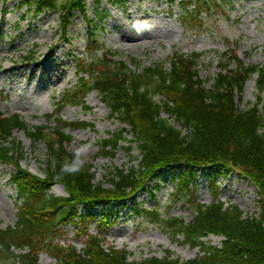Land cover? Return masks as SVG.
I'll list each match as a JSON object with an SVG mask.
<instances>
[{"label":"trees","instance_id":"1","mask_svg":"<svg viewBox=\"0 0 264 264\" xmlns=\"http://www.w3.org/2000/svg\"><path fill=\"white\" fill-rule=\"evenodd\" d=\"M228 2L181 0L182 20L195 21L203 10ZM24 6L35 14L58 13L64 37L77 14L89 17L87 0H22L21 7ZM90 42L95 45V38ZM116 57L111 54L110 59L99 60L100 70L92 67L95 58L90 62L78 60V86L59 98L55 113L47 116L49 123L56 122L55 129L30 128L19 115L0 113V163L15 171L11 180L20 204L16 225L0 228V264H40L42 251L50 253L58 264H264V212L259 218L247 216L237 206H226L220 201L212 205L194 201L195 216L189 222L164 218L159 208L142 211L151 224L165 227L175 238L183 237L186 245L201 249L203 256L185 262L172 253L163 259L133 262L128 251L106 249L99 237L89 238L82 252L74 246L48 243L62 223L92 218L81 216L82 206L93 209L99 203L133 201L161 171L173 168H186L180 176L181 192L189 191V180L200 171L237 170L258 189L264 203V65H247L231 51L213 85L207 88L198 72L200 54L175 53L168 63L136 69L112 60ZM254 76L257 101L252 107L241 109L238 101L243 100L246 84ZM94 91L122 126L119 133L110 134L101 142L100 153L113 159L122 145L133 143L138 150L131 168L110 172V189L97 185L94 166L68 149L73 139L66 129L92 125L62 118L68 106L88 110L86 98ZM164 113L170 118H163ZM173 119L189 133L184 136L171 122ZM17 130H24L35 145H46L48 158L43 177L22 168L24 149L13 139ZM55 185H63L68 197L50 195ZM110 219L107 215L102 221L109 224ZM211 235L224 238L222 247L204 241Z\"/></svg>","mask_w":264,"mask_h":264},{"label":"rangeland","instance_id":"2","mask_svg":"<svg viewBox=\"0 0 264 264\" xmlns=\"http://www.w3.org/2000/svg\"><path fill=\"white\" fill-rule=\"evenodd\" d=\"M180 2L87 0L89 17L77 14L69 28L67 42L61 43L58 13L35 14L29 7H21L22 0L8 3L0 0V113L19 115L30 128L55 129L56 122L49 123L47 116L55 113L57 99L78 85L75 58H86L89 62L95 58L92 67L100 70L99 60H107L113 53L119 56L115 60L136 69L168 63L175 53L200 54L198 72L207 88L213 85L225 56L230 57L231 51L247 65H264V0H230L203 10L192 22L182 20ZM93 37L95 45L90 42ZM33 58L35 60L31 61ZM256 80L255 76L248 81L243 100L238 101L241 109L256 103ZM262 97L264 100V93ZM156 98L162 101L161 97ZM86 105L90 111L69 106L62 112V118L69 122H87L93 127L67 129L73 139L68 149L93 164L95 183L110 189L113 187L110 172L115 168H131L138 150L135 145L131 150L123 145L115 158L101 156L100 143L122 127L111 118L110 110L98 93L90 94ZM163 118L170 116L164 113ZM171 122L184 136L189 133L181 122L174 119ZM13 139L24 149L22 168L43 177L48 158L46 145H35L24 130L15 131ZM185 170L162 171L145 193H140L133 204L125 207L99 204L92 211L81 207V216L92 218L62 223L58 233L48 238V243L74 246L82 252L89 238L99 237L106 249L128 251L133 262L153 257L163 259L168 253L185 262L203 256L201 249L191 248L183 237L175 238L165 227L146 221L141 214L143 210L158 207L164 218L189 222L195 216L194 201L204 205L220 201L227 206H237L247 216L259 218L263 214L264 203L259 191L238 171H200L189 180L188 193L180 191V176ZM14 173L10 166L0 164V228L3 230L14 227L19 215L17 191L11 181ZM49 194L68 195L62 185L54 186ZM107 214L111 218L109 224L102 221ZM223 240L220 236L204 239L210 246L219 248ZM40 264L58 262L42 251Z\"/></svg>","mask_w":264,"mask_h":264},{"label":"bare ground","instance_id":"3","mask_svg":"<svg viewBox=\"0 0 264 264\" xmlns=\"http://www.w3.org/2000/svg\"><path fill=\"white\" fill-rule=\"evenodd\" d=\"M135 41V40H134Z\"/></svg>","mask_w":264,"mask_h":264}]
</instances>
